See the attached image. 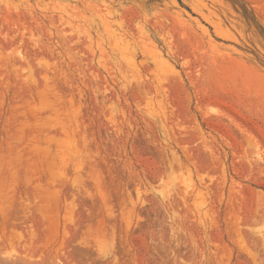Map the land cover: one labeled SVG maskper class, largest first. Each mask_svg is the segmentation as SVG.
<instances>
[{"label":"rangeland","instance_id":"374dc122","mask_svg":"<svg viewBox=\"0 0 264 264\" xmlns=\"http://www.w3.org/2000/svg\"><path fill=\"white\" fill-rule=\"evenodd\" d=\"M0 264H264L261 27L231 0H0Z\"/></svg>","mask_w":264,"mask_h":264},{"label":"trees","instance_id":"16d2710c","mask_svg":"<svg viewBox=\"0 0 264 264\" xmlns=\"http://www.w3.org/2000/svg\"><path fill=\"white\" fill-rule=\"evenodd\" d=\"M231 1L234 3V5L239 6L242 9L244 15L254 23L258 24L261 27L262 31L264 32V29L257 21L254 11L248 7V3L245 0H231Z\"/></svg>","mask_w":264,"mask_h":264}]
</instances>
